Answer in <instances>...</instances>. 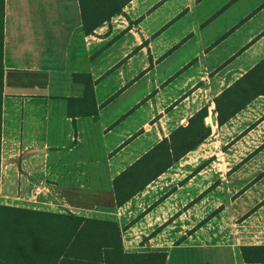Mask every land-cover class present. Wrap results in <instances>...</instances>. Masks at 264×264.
I'll list each match as a JSON object with an SVG mask.
<instances>
[{"label": "crops", "instance_id": "obj_1", "mask_svg": "<svg viewBox=\"0 0 264 264\" xmlns=\"http://www.w3.org/2000/svg\"><path fill=\"white\" fill-rule=\"evenodd\" d=\"M115 4L2 0L0 206L116 222L132 253L143 232L121 217L143 188L119 206L115 180L201 109L216 123L214 99L264 60V0ZM223 248L264 264V240Z\"/></svg>", "mask_w": 264, "mask_h": 264}, {"label": "rangeland", "instance_id": "obj_2", "mask_svg": "<svg viewBox=\"0 0 264 264\" xmlns=\"http://www.w3.org/2000/svg\"><path fill=\"white\" fill-rule=\"evenodd\" d=\"M124 1L116 0L114 8ZM244 108L226 126H211L208 118L210 135L144 187L143 206H129L132 213L121 217V227L143 232L139 238L132 234L137 241L132 253L162 252L165 264H186L188 255L192 263L222 264L223 247L264 240V98ZM149 163L142 161L122 180L119 198L142 186L149 176L143 165ZM35 216L33 225H45L42 237L54 244L53 231L63 219ZM178 245L190 250L173 251ZM183 254L185 263H179L177 255ZM4 256L5 264L22 263L14 253Z\"/></svg>", "mask_w": 264, "mask_h": 264}, {"label": "trees", "instance_id": "obj_3", "mask_svg": "<svg viewBox=\"0 0 264 264\" xmlns=\"http://www.w3.org/2000/svg\"><path fill=\"white\" fill-rule=\"evenodd\" d=\"M0 0V18H1ZM115 9L111 14L120 13ZM1 50V47H0ZM1 68V66H0ZM264 60L232 86L214 99L217 126H223L246 105L264 96ZM261 82L263 84H261ZM1 96V94H0ZM205 108L193 115L186 126L174 130L143 157V174H149L140 188L119 198L122 180L132 174L142 161L137 162L115 180L116 201L121 205L131 196L160 176L173 163L195 150L210 135V127L204 124ZM152 171V172H151ZM62 218L60 229L53 231L54 244L44 239L45 225H33V217ZM43 226V227H42ZM122 229L113 221L84 219L74 215H61L0 206V264L14 253L21 264H165L162 252L125 253L122 248ZM41 235V238H40ZM48 243V244H47ZM19 259V258H18ZM16 264V262L14 261Z\"/></svg>", "mask_w": 264, "mask_h": 264}]
</instances>
